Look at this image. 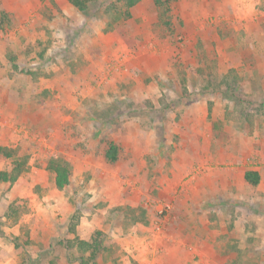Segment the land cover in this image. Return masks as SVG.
<instances>
[{
  "label": "rangeland",
  "instance_id": "374dc122",
  "mask_svg": "<svg viewBox=\"0 0 264 264\" xmlns=\"http://www.w3.org/2000/svg\"><path fill=\"white\" fill-rule=\"evenodd\" d=\"M121 5L0 0V147L16 153L0 170L28 161L0 183V264H82L67 246L76 213L80 239L103 233L97 264H264V0H173L171 28L153 0L114 22ZM204 140L207 159L184 156ZM218 143L238 163L206 172ZM53 160L70 168L63 190ZM249 167L257 187L242 181ZM140 207L147 223L133 224Z\"/></svg>",
  "mask_w": 264,
  "mask_h": 264
},
{
  "label": "trees",
  "instance_id": "16d2710c",
  "mask_svg": "<svg viewBox=\"0 0 264 264\" xmlns=\"http://www.w3.org/2000/svg\"><path fill=\"white\" fill-rule=\"evenodd\" d=\"M97 1L98 0H69L70 4L84 15H89L92 11L93 5ZM120 2L122 5L116 10V12L118 11L119 17H116L114 22H118L121 18L124 20L130 19L132 17L131 10L134 9L141 2V0H120ZM153 2L158 12L159 22L165 27L171 28L173 18V0H153ZM9 23L10 20L7 13L0 11V30L4 29ZM15 154V151L12 149L0 147V159H14ZM119 154V147L115 144H110L109 149L105 153L106 162L110 165L117 164L120 160ZM27 165V160H13L11 166H9L10 169L0 170V183L15 184L22 174L28 170ZM48 170L54 175V184L56 189L63 190L70 185L71 171L68 165L53 160L49 162ZM244 178L246 183L252 187H257L261 182V175L257 171H247ZM129 213L133 217V224L147 223L145 209L141 207L129 208ZM12 216L8 213L6 217L8 218ZM79 221V213L74 214L69 226V233L75 237L67 241V246L70 250L75 249L82 254V264H95L97 262V258L109 249H107L104 245L103 233L101 231L96 232L89 240H83L76 236Z\"/></svg>",
  "mask_w": 264,
  "mask_h": 264
},
{
  "label": "crops",
  "instance_id": "0c3cea01",
  "mask_svg": "<svg viewBox=\"0 0 264 264\" xmlns=\"http://www.w3.org/2000/svg\"><path fill=\"white\" fill-rule=\"evenodd\" d=\"M207 116H208V113H207ZM216 147H217V149H218V147H220V149H221V147H222V144H220V143H218V144H216ZM233 152H231V153H229L230 151H227V153L225 154V152L221 149V150H217V154L216 155H214V159L216 160V164L215 163H211V167H209V168H207L205 171L207 172V170H209V171H213V173L216 171H218L219 170V165H221V163H223V161L225 160V158L227 159V161H233V163H229L228 162V164L229 165H234V164H236V163H238V157H236V155H235V152H234V150H232ZM224 154V155H223ZM185 157H189V158H198L199 160H202V159H207L208 158V143H207V141L206 140H204L203 141V143H202V146H200L198 149H197V151H195V152H190V153H185V155H184ZM211 159H213V158H211ZM213 159V160H214ZM213 165H216L214 168L212 167ZM203 167L205 168V166L203 165ZM230 170H233V171H236V168H235V166H232L231 168H229ZM253 170H251V167H249V168H247L246 169V172L247 171H257V172H259L260 173V175H261V172H260V170H259V168H252ZM215 170V171H214ZM206 172H204V173H206ZM246 172H244V174H243V176H242V181H244V182H246L245 181V173ZM203 182H204V179H203ZM203 182H201V180L197 183V185L199 184V189H200V191L202 192V189H205V188H202V187H205V186H203L204 185V183ZM228 186H232V181L230 180L229 181V184H228ZM68 187V186H67ZM198 187V186H197ZM205 191V190H204ZM63 201H65L66 202V200H63ZM68 201V200H67ZM195 202H197L198 203V207H200L201 206V204H203L204 205V207H207V204H209V203H207V200H205V201H202V199H199L198 201H195ZM36 204V203H35ZM68 202L67 203H62L61 202V205L64 207V206H68ZM113 204V203H112ZM38 208L40 209V205H38ZM37 213H35V214H33V215H31V216H29L28 217V222H29V224H31L32 222L34 223V221H35V223L34 224H36L37 226V228L35 227V229H34V233H33V237H32V239H33V241H34V243H35V248L32 250V253L31 254H33L32 256H40V257H42L43 256V254L45 253V254H47L48 252H45L47 249H46V247L44 248V246H43V244H45L46 243V240L43 238V237H41L40 236V231L41 232H43L44 230V223H43V220H42V218L40 217V216H38L39 214H40V211H39V213H38V215H36ZM34 220V221H33ZM81 227H80V225H78V227H77V232H78V230L80 229ZM38 230V231H37ZM56 236V235H55ZM86 239H88V238H86ZM84 240V239H83ZM36 241H38L37 243L38 244H36ZM46 249V250H45ZM13 262H12V264H17V263H15L14 262V260H12Z\"/></svg>",
  "mask_w": 264,
  "mask_h": 264
}]
</instances>
